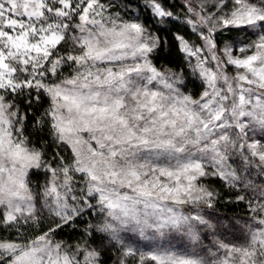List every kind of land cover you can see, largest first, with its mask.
<instances>
[{
	"label": "snow or ice",
	"instance_id": "6c2138e0",
	"mask_svg": "<svg viewBox=\"0 0 264 264\" xmlns=\"http://www.w3.org/2000/svg\"><path fill=\"white\" fill-rule=\"evenodd\" d=\"M181 4L0 0V264H264V0Z\"/></svg>",
	"mask_w": 264,
	"mask_h": 264
},
{
	"label": "trees",
	"instance_id": "16d2710c",
	"mask_svg": "<svg viewBox=\"0 0 264 264\" xmlns=\"http://www.w3.org/2000/svg\"><path fill=\"white\" fill-rule=\"evenodd\" d=\"M142 2V0H134V3L135 4H140ZM174 4V8L173 10L175 12H177L178 14L180 15H183V7H182V4H181V0H166V6L167 4ZM141 15H146L147 13L141 8V12H140ZM176 27H179V24L175 25ZM169 27H173V24L170 22L169 23ZM182 31L186 32L189 34V36H191V33L188 32V29L187 28H183ZM237 32L235 31H229L227 34H221V37L222 39H228L229 37H232L233 35H236ZM193 39L195 37H192ZM165 53H167V50H165ZM178 56V53L173 50L170 54H169V58L173 61V65H175L176 63V57ZM188 90L190 91H195L197 94L199 92V85L198 84H193V83H189L188 84ZM47 105V101L45 100L44 101V106ZM33 179V182L35 183L36 182V179L37 177L35 175H33L32 177ZM214 183L217 184V186H219V182L218 181H215ZM217 212L221 213V214H227L228 216H237V215H241L243 214V205H231V204H223L221 203L220 205H218L217 209H216ZM65 238V239H70V235L68 233V230H64V232L58 234V238Z\"/></svg>",
	"mask_w": 264,
	"mask_h": 264
},
{
	"label": "rangeland",
	"instance_id": "374dc122",
	"mask_svg": "<svg viewBox=\"0 0 264 264\" xmlns=\"http://www.w3.org/2000/svg\"><path fill=\"white\" fill-rule=\"evenodd\" d=\"M196 3H197V0H193V6H195V5H196ZM221 34H224V33H221ZM239 35H240V34H239V33H237L236 35H233V36H239ZM233 36H232V37H233ZM229 38H230V37H229ZM229 38H228V39H229ZM226 39H227V38H226Z\"/></svg>",
	"mask_w": 264,
	"mask_h": 264
}]
</instances>
